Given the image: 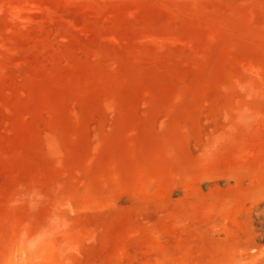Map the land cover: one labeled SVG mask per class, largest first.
Instances as JSON below:
<instances>
[{
	"label": "rangeland",
	"instance_id": "1",
	"mask_svg": "<svg viewBox=\"0 0 264 264\" xmlns=\"http://www.w3.org/2000/svg\"><path fill=\"white\" fill-rule=\"evenodd\" d=\"M0 264H264V0H0Z\"/></svg>",
	"mask_w": 264,
	"mask_h": 264
}]
</instances>
